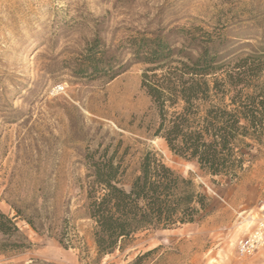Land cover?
I'll list each match as a JSON object with an SVG mask.
<instances>
[{"label":"rangeland","instance_id":"1","mask_svg":"<svg viewBox=\"0 0 264 264\" xmlns=\"http://www.w3.org/2000/svg\"><path fill=\"white\" fill-rule=\"evenodd\" d=\"M140 34L178 48L218 39L230 61L264 41V0H0V214L18 229L0 233V264H264V248L249 258L234 249L264 216V140L243 150L234 181L173 155L149 131L156 117L141 86L145 66L126 51ZM96 39L126 65L112 81L75 71ZM107 146L119 156L128 149L125 189L151 150L201 187L208 209L100 257L82 187L86 156Z\"/></svg>","mask_w":264,"mask_h":264},{"label":"trees","instance_id":"2","mask_svg":"<svg viewBox=\"0 0 264 264\" xmlns=\"http://www.w3.org/2000/svg\"><path fill=\"white\" fill-rule=\"evenodd\" d=\"M125 47L134 63L145 66L141 86L156 117L149 127L152 136L202 174L237 180L245 164L243 150L250 142L264 140V41L230 61L221 56L218 39L178 48L161 35L140 34L128 39ZM125 68L122 58L96 39L75 71L81 78L112 81ZM127 155L128 149L119 156L118 149L107 146L85 158L82 190L100 257L123 250L140 233L195 223L209 207V199L191 177L177 173L151 150L142 154L138 173L125 189ZM16 232L12 220L0 214V233ZM60 243L66 246L63 239Z\"/></svg>","mask_w":264,"mask_h":264},{"label":"built area","instance_id":"3","mask_svg":"<svg viewBox=\"0 0 264 264\" xmlns=\"http://www.w3.org/2000/svg\"><path fill=\"white\" fill-rule=\"evenodd\" d=\"M264 248V216L255 224L254 229L240 237L234 246L240 258H249Z\"/></svg>","mask_w":264,"mask_h":264}]
</instances>
